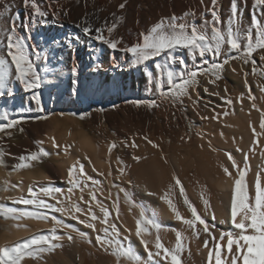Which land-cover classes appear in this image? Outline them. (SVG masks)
Masks as SVG:
<instances>
[{
  "label": "rangeland",
  "instance_id": "rangeland-1",
  "mask_svg": "<svg viewBox=\"0 0 264 264\" xmlns=\"http://www.w3.org/2000/svg\"><path fill=\"white\" fill-rule=\"evenodd\" d=\"M248 1L253 3V0H247L246 4L244 0H240L241 28L246 27V30L251 24L252 16L255 15L258 18V15H261L259 8H254L253 4ZM37 2L43 10L49 11V0H37ZM122 3L125 4L123 9L119 7ZM220 3L221 5L219 4L216 9L218 12L220 11L222 20L224 13H227L228 10L230 12L231 0H221ZM5 4L12 6L11 16L19 13V19L15 22L19 33L21 35L30 34L32 41L40 49L48 52V62L46 64L42 61L38 62V67L41 70L46 67L49 71L46 73L47 82L39 90L42 111L41 107H38L35 101L30 98L32 93L26 92L14 76L11 86L15 90V95L11 98L7 95L0 98V123L7 122L3 115L6 110L9 119L26 118L25 122L18 124L15 129L9 130L11 136L0 133V175L10 179L8 187L0 183V197L5 190L10 195L16 196L17 183L14 182L16 175H21L22 178L26 177L23 178L24 196L29 198L28 188L31 182L29 184L28 181L29 176L33 175L36 180H33L35 183L32 181L33 185L31 186L38 196L48 200L49 204L57 207L55 199L42 196L43 194L39 192L41 187L60 188L64 192L62 195L66 194L70 197L76 195L75 198L78 199L80 194V197L83 196V200L79 199L74 204L78 203L86 211L91 205L92 211L98 214V210H96L98 204L91 200V194L94 193L101 201L103 194L108 196L111 190L104 183L103 175L97 171V173L94 172L96 169L94 170L93 165L89 164L88 160L78 152L77 140L89 138L99 149L100 157L108 163L113 179L118 180L122 177L123 189L128 188L127 192L132 195L136 203L145 208L148 215L155 214L157 221L163 226L159 234L165 246L174 248L176 232L179 231L182 234L184 251L181 254V259L183 264H192L190 258L195 257L199 249H206L203 246L206 236L202 231V226L198 225L200 235L197 238L193 230L178 220L170 209L172 219H167L169 218L168 212L166 213L167 210H163L164 208L160 205V200H163L161 197L165 193L168 194V198L173 201L183 217L191 218V213L186 209L183 197L179 194V188L175 186L174 176L180 179L187 198L196 207L198 213L207 219L210 230L217 237L221 231L233 230L230 223H221L225 219L229 220L230 215L227 214L226 218H220L214 206L220 200V185L224 181L226 184L231 182L234 187L236 169L232 168V162L228 160L226 153H231L240 167H244V164L237 148L243 150L245 148L249 151L254 147V151H249L250 158H254L255 154L264 153V129L260 128L261 112L264 111V92L260 90V86H264V61L260 57L264 55V50L253 53L252 58L256 60L257 67L255 74L252 73L251 62L244 64L243 59L239 58L230 60L220 73L221 79L217 80L215 84L209 83V79L214 77L199 75L196 85L188 89V95L181 97L182 103H173L171 99L159 95L155 84L149 83L144 66L133 65L130 54L123 51L114 52L106 45L88 39L81 29L76 27L85 18L95 27L104 24L105 21L111 24L117 17H122L114 35L123 37L128 44L136 43L139 33L146 31L158 21L156 16L148 13L149 6L145 5V0H59L58 3L51 4V8L60 12V19L54 22L49 15L47 26L32 23L31 11L24 8L22 0H0V12L4 11ZM153 6L157 8V0H153ZM64 11L68 12L67 16L63 15ZM262 16L264 15L262 14ZM211 19L210 15L207 20ZM197 22L198 20L195 23L198 24ZM26 24L30 25V30L25 29L24 25ZM8 27H10V16L5 13L0 17V28L7 29ZM70 34L80 37L79 43L75 40L72 41V47H69L66 41ZM253 36H255L254 33ZM54 40L61 43L54 45L52 43ZM0 41H4V43H0V49H3L6 43L4 32H0ZM176 54L184 58L187 70L210 68L212 62L220 63L226 55V53L222 54L218 58L208 56L209 63L204 64L198 56L189 55L187 50L177 49ZM231 55H238V53L232 52ZM161 59L160 57L156 58V60ZM154 62L148 61L146 65L153 70L155 75L156 70L152 67ZM96 65H100V67L97 71H93L92 69ZM74 66L77 68L75 75L72 73ZM168 67L176 74L185 71L178 63ZM244 73H249L247 82L255 96L254 101L248 98ZM205 88L208 89L207 93L204 91ZM225 88H227V94ZM212 93H216V95ZM225 95L232 99L231 105L222 101L221 97ZM241 96H243L242 101ZM133 101H143L144 103L136 105L132 103ZM149 101H155L157 106H149ZM253 103L260 111L252 107ZM225 112L227 115H224ZM215 114H219L218 119L211 118ZM204 117H208V119ZM253 128L263 138L262 140L258 136L255 137L257 141L259 140L256 145H253ZM70 134L71 136H68ZM248 136L251 139H248ZM144 137L153 141L158 147H152ZM51 138L55 139L59 148L54 147ZM113 142L116 147L109 153V146ZM39 149L46 150L49 155L42 157L39 162L33 161L29 167L18 168V165L22 163L21 156ZM70 157H77L76 161L85 164V174L74 172V179L79 180L81 184L80 187L74 188L71 194L67 191L71 186L67 177L69 169L67 166H70L67 164H69ZM117 157L123 161L122 165ZM133 157L140 159L136 160ZM222 166L229 168L232 177L225 175ZM49 167L54 168L56 174L51 172ZM121 168H123V174L120 172ZM185 173L190 175L188 178L192 184L191 188L182 178V174ZM57 174L59 175L57 176ZM253 176L254 172L252 171L246 178L250 180ZM87 177L92 179H87ZM125 179L126 181L128 179L129 182H126ZM93 180L98 183L93 184ZM143 184L149 185L153 190L151 199H147L143 195ZM125 185L127 186L125 187ZM53 195L62 196L61 193ZM205 200L208 202L207 206L204 203ZM0 205L14 207L7 203L4 204L1 200ZM71 210L75 212L74 208ZM47 212L50 213L49 210ZM68 213L70 216L71 212ZM75 213L77 214V212ZM75 213L74 215H76ZM50 214L49 216H51ZM213 214H215V220L212 219ZM74 215L70 216L65 223L72 225L78 231L57 227L52 223L55 228L57 227L56 232L61 237L60 242L53 241V243L62 246L44 253L42 258L26 257L23 264H57V262L58 264H70V262L80 264L76 259L73 260L69 242L66 241L68 240L66 234L85 232L83 224L74 218ZM164 217L165 219H163ZM7 225L9 223L4 222L3 212L0 211V245H5L4 241L8 240L9 226ZM27 225L25 224V227ZM59 228L63 232L59 231ZM86 229L91 228L87 227ZM148 235L152 242L150 249L155 251V229H151ZM90 238L86 242H81L89 249L87 254L89 264H116V258L110 254L111 249L106 252L96 242L95 236L92 235ZM89 240L91 243L88 242ZM209 247H211V243ZM141 257L143 258V256ZM144 259H147V254L144 255ZM201 259L200 264H206L205 257L201 256ZM62 260L64 262H61ZM121 263L130 264L123 258Z\"/></svg>",
  "mask_w": 264,
  "mask_h": 264
},
{
  "label": "snow or ice",
  "instance_id": "snow-or-ice-1",
  "mask_svg": "<svg viewBox=\"0 0 264 264\" xmlns=\"http://www.w3.org/2000/svg\"><path fill=\"white\" fill-rule=\"evenodd\" d=\"M23 6L26 10L31 11L32 23H39L41 26H47V17L51 15L54 22L59 21L60 12L52 9L51 4L58 3L59 0H49V11L43 10L37 0H22ZM203 3V0H201ZM218 0H212V7L206 10V15L210 13L212 19H205L202 25H197L194 19L195 13L192 11L185 12L183 16H177L173 13L169 17H162L158 22L151 25L146 31L139 33V37L136 43L128 44L121 36H116L114 33L117 30L118 24L122 17H117L115 21L109 24L107 21L100 26H95L87 18H85L76 27L80 28L85 37L90 40L98 41L103 45H106L109 49L115 51H123L130 54L132 58V64L135 66H144V72L149 80V83H154L156 91L161 97L171 99L173 103H182L181 97L188 95V89L192 88L197 83V77L199 75H210L209 83L215 84L217 80L221 79L220 73L223 71L224 66L229 64L230 60L243 59L244 64L251 62L252 73L257 72L256 60L253 59V53L264 50V21L258 19L255 15L251 18V24L247 30L241 28V14L239 11V0H231L230 11L231 15L228 18V23L225 27H221L222 21L220 14L216 9ZM246 3L247 0H244ZM11 5L5 4L4 11L0 12V17L8 13L10 16V27L7 29L0 28V32H4L6 36V43L3 49H0V98L5 95L13 97L15 90L11 86L13 76L24 88L26 92H31V99L35 101L38 107H41V92L39 91L44 83L47 82L46 73L49 71L46 67L42 70L38 67V62H48V52L40 49L29 35H21L16 27V20L19 19V13L15 16H11ZM121 9L125 7L122 3L119 5ZM253 7L259 8L261 13L264 14V0H253ZM64 16L68 15L67 11L63 12ZM115 16V14H113ZM26 30H30V25H24ZM253 29H255V36H253ZM80 42V37L71 35L66 38L69 47H72V41ZM4 43V41H0ZM54 45H59L61 42L54 40ZM177 49L187 50L188 54L196 57L198 56L204 64H208V56L218 58L222 54H225V58L222 62H212L210 68H197L195 70H187V65L182 56L176 54ZM232 52L238 53V55H231ZM162 58L156 60V58ZM260 59L264 61V55H261ZM148 61H155L153 69L156 70L154 75L153 70L149 69L146 65ZM180 64L185 71L176 74L174 70L168 66L173 64ZM116 66V65H114ZM100 65L93 67V71H97ZM14 70V71H13ZM72 73H77V68H72ZM245 85L248 88V98L252 101L255 100V96L252 94L251 87L248 85L247 76L249 73H244ZM261 92H264V86H260ZM204 91L207 93L208 89ZM227 94V88H225ZM216 95V93H212ZM225 104L231 105L232 99L227 95L221 97ZM241 101L243 96L240 97ZM136 105L144 103L143 101H133ZM149 106L155 107V101H149ZM253 108H256L255 103L252 104ZM257 111L260 109L256 108ZM42 111V107H41ZM214 111V110H213ZM4 120L6 123H0V133H5L11 136L9 130L15 129L18 124L26 121V118L20 117L19 119H9L7 110L4 112ZM227 115V112L224 113ZM219 114H215L212 119H218ZM83 118V116H81ZM208 119V117H204ZM40 119V117H37ZM260 128L264 129V111L261 112ZM22 131V129H21ZM254 140L253 145H256L258 141L255 139L259 135L256 129H252ZM53 140L54 147L60 146ZM147 143L152 147H158L153 141L144 137ZM136 146V145H133ZM116 147L113 142L109 146V153ZM237 151H242L237 148ZM250 152L254 151V147L249 149ZM49 153L46 150L39 149L37 151L29 152L27 155L21 156V164L18 168H25L31 166L33 161L39 162L42 157L48 156ZM228 160L232 162V168L236 169V178L234 179V187L231 192L229 220L221 221V223H230L233 230L221 231L217 237L209 227V223L206 218L201 216L196 207L187 198L184 187L180 179L176 176L173 177L175 186L179 188V194L183 197V203L191 213V218L183 217L178 211L176 205L171 199L168 198V194L165 193L161 199L165 201L169 209L175 214L176 218L183 224L187 225L193 230L194 235L199 238L200 230L198 225L202 226V231L206 238L203 241L204 248L208 249L207 252V264H264V168L255 172L254 176L250 180H246L251 168L249 167V153H243L244 167H240L231 153H226ZM264 156V153H262ZM84 159H88L87 156ZM133 159L139 160V157H133ZM117 160L122 164L120 158ZM89 164L91 161H88ZM223 167L225 175L232 177V172L228 167ZM95 170V169H94ZM74 172L79 174H85V164L77 161L72 167L68 169L67 177L68 183L71 185L68 188V193L71 194L74 188L80 187V181L74 179ZM123 174V168L120 169ZM87 179H92L87 177ZM98 183L93 180V184ZM85 187L87 185H84ZM119 187L118 185H114ZM15 187V186H14ZM172 186L170 185V188ZM120 191L124 192V197L127 202L133 207H138L139 219L136 220L135 235L140 238V243L144 247L147 253V259L142 258L136 253L130 242L125 244V239L121 238L120 229L115 223L109 224L108 218L111 215L109 209L100 205V211L103 213V224L107 225L103 228V235L99 232L96 235V242L104 248L106 252L111 249L110 254L116 258V264H121L122 258L130 264H183L181 254L184 251L182 234L176 232V243L174 248L166 247L160 237V230L163 227L156 219L155 214L148 215L145 208L142 205L137 204L131 197V194L126 190L120 188ZM83 191V188H81ZM40 193L55 199L54 193L63 194V190L60 188L46 186L39 189ZM29 198H21L15 203L23 204L25 206H32L30 210L25 208H14L0 205V211L5 214V218H11L13 220H20L22 218H39L43 220L51 219L55 225L63 228H69L73 231H78L72 225H67L63 220L58 219L55 215L49 216L47 211L54 212L68 211L66 208L56 207L49 204L46 200L39 198L37 192L32 186L28 188ZM83 200V196L80 197ZM119 194H117V201ZM91 200L96 201L99 205L100 202L94 193L91 194ZM207 206V200L204 201ZM57 204H63V201L57 200ZM72 207L77 213H83L84 210L78 205L73 204ZM119 208L117 204V215ZM89 219L96 221L100 219L95 212L92 211L91 205L88 209ZM79 220V217H74ZM212 219L215 220V214ZM81 223H86L80 220ZM20 225H17L19 227ZM88 228L96 231V225L91 222H87ZM214 227V225H213ZM155 229L156 237L154 241L155 251L149 248V241L143 238L144 234H150V230ZM82 238H86L87 234L79 232ZM61 237L56 233V228L53 227L50 233L47 235H33L30 238H26L17 241L11 245H0V264H23L26 257L32 259L42 258L44 253L53 251L56 247H61L53 241H59ZM68 239L71 240L72 236L69 235ZM91 243V241H88ZM211 243V247L209 244ZM190 254V252H189Z\"/></svg>",
  "mask_w": 264,
  "mask_h": 264
},
{
  "label": "bare ground",
  "instance_id": "bare-ground-1",
  "mask_svg": "<svg viewBox=\"0 0 264 264\" xmlns=\"http://www.w3.org/2000/svg\"><path fill=\"white\" fill-rule=\"evenodd\" d=\"M183 3H182V2ZM243 1V0H242ZM146 4L145 5H148L149 7L147 8V11L149 14L153 15V16H156V18H158V21L162 18V17H169L171 16L173 13H175L177 16H181L185 11H192L195 13V16L194 17H189V19H194V20H198V24L197 25H202L204 20L205 19H209L210 17V13H207L206 15H203L202 16V13H206V10L207 9H210L212 7V0H203V3L201 2V0H157V8H155L153 6V0H145ZM221 0H218L217 4H216V8H218L219 4L221 5ZM248 2H251V1H248ZM252 3V2H251ZM185 4V5H184ZM246 4V3H245ZM243 3V5H245ZM253 4V3H252ZM241 2L239 0V11L241 12ZM220 10V9H219ZM260 10V9H259ZM259 13H261V11H259ZM219 14L221 15L220 11H219ZM231 15V11L227 13H224V17L223 19L221 20L222 21V24H221V27H225L228 23V18L229 16ZM264 15V14H263ZM201 18V19H199ZM258 19H261L262 21H264V16H262V13L261 15H258ZM157 21V22H158ZM195 21V22H196ZM201 21V22H199ZM246 27L242 28V30H246L245 29ZM254 34L255 33V30L253 31ZM113 57V56H111ZM114 64V63H113ZM127 66V65H126ZM60 122V121H59ZM57 128V127H55ZM60 128V127H58ZM52 132V131H51ZM54 132V131H53ZM69 133V132H67ZM60 134V133H59ZM56 135V134H55ZM54 135V136H55ZM57 136V135H56ZM62 136V135H61ZM68 136H71L68 135ZM247 137V135H245ZM249 137V136H248ZM258 138L262 139V136H260V134L258 135ZM248 139H251L250 137ZM72 140V139H71ZM76 140V139H75ZM251 141V140H250ZM259 141V140H258ZM251 143V142H250ZM249 143V144H250ZM74 144V143H73ZM76 145V144H75ZM248 146V145H247ZM75 147V146H74ZM77 149H78V152L83 156H87L88 157V161L90 160L91 161V165H93V168L96 169L94 172H99V174L101 173L103 175V181L106 185L109 186V189L111 190V193L107 196H105V194H103V198L97 200L100 202V204L98 205V214H96L100 219L96 220V221H91L89 219V214H88V210H84V214L83 216H80L79 214L82 215V213H75V212H72L71 208L72 205L78 201L80 199V194L78 195L79 196V199L78 198H75L77 197L75 195V197H70V196H66L65 195H62V196H59V195H54L55 196V204L57 205V207H62V208H66L68 209V211H64V212H57L54 214V211H51L49 210V213L50 215H55L56 217H58V219H61L63 220V222L65 223L66 220L69 219L70 216L74 215V213L76 215H74V217H79V220H83L85 221L86 223L87 222H91V223H94L96 225V231H93V229H86L87 226H86V223H81L83 224L82 227L85 228V232L87 234V237L86 238H82L80 235H79V232H75L76 234H66L67 236L71 235L72 236V239L68 241V245H69V248H70V252H72L73 254V260L76 259V261H78L80 264H89L88 262V259H87V254L89 252V249L85 246V245H82L81 242L83 241H87L88 238H90V236H95L96 238V235L97 233L99 232L101 235H103V228L106 227L107 225L103 224L101 221L103 220V213L100 211V205H102L103 207L109 209L111 215L109 216L108 218V222L109 224L111 223H115L118 228L120 229V234H121V238L124 239V238H127L125 239V244L129 243L131 244V247L132 249L138 253L139 255L143 256L144 258V255H146V251L144 249V247L141 245L140 243V238H138L136 235H135V231H136V220L139 219V211L140 209L138 207H133L132 205H130L127 200L125 199L124 197V192L120 191L119 189L122 188L123 189V183H122V177L118 178V180H114L113 179V176L111 175V171L109 169V166H108V163L102 158L100 157L101 153H99V149L96 147V145H94V143L89 139V138H79V140H77V145H76ZM251 147V146H250ZM52 148V147H51ZM241 148V147H240ZM247 148V147H246ZM242 151H237L239 155H241V161L243 163V153L247 152L249 153L248 149H245L244 150L241 148ZM52 151H55V149H52ZM262 153V152H261ZM256 155V156H255ZM254 155V158H250L251 155H249V160H248V164H249V167L251 168V171L250 172H257L259 171L260 169L264 168V156H262V154L258 155V154H255ZM70 156V155H68ZM80 157V156H79ZM77 158V157H76ZM76 158H69L68 159V163L67 165H70V166H67V167H72L74 164H76ZM66 163V162H65ZM117 165V164H116ZM119 165V164H118ZM122 165V164H121ZM119 167V166H118ZM49 169L51 170V172H54V168L52 167H49ZM126 170V169H125ZM119 171V170H118ZM194 171V170H192ZM96 172V173H97ZM182 172V171H181ZM55 173V172H54ZM128 173V172H127ZM56 174V173H55ZM59 174H57L58 176ZM128 175V174H127ZM17 177L15 178V182L14 183H17L16 185V190H15V193H16V196H12L10 195L9 193H7V191L5 190V192L3 193V195L0 197V200L5 204H10L12 206H14V208H25V207H28L29 209L32 208V206H25L23 204H18V203H15V201L21 199V198H26L24 196V179L23 178H26V177H21V175H16ZM56 176V175H55ZM188 176L190 175H187L186 173L185 174H182V178L188 183L189 185V188H191L192 184L190 182V179L188 178ZM115 177V176H114ZM223 177V176H221ZM59 178V177H58ZM117 179V178H116ZM130 179V178H128ZM125 179L126 182H129V180ZM247 179V178H246ZM33 180H36L35 177H33V175L29 176V182H31V185L32 184V181ZM226 180V179H225ZM248 180V179H247ZM124 181V180H123ZM26 182V181H25ZM37 182V181H36ZM52 182V181H51ZM88 182V181H87ZM0 183L6 187H8L7 185L10 184V179L7 178V177H4L2 174L0 175ZM12 183V182H11ZM33 183H35L33 181ZM229 183V182H228ZM30 184V183H29ZM38 184V183H37ZM81 184V183H80ZM90 184V183H89ZM14 185V184H13ZM26 185V184H25ZM29 185V186H31ZM114 185H118L119 187H115ZM82 186V185H81ZM127 185H125L126 187ZM162 186V185H161ZM233 188V185L232 183L230 182L229 184H226L225 181L224 183H222L220 185V190H221V195H220V200L216 203V207L214 206V209L216 211V213L218 214V216L220 218H226L227 214H229V209H230V199H231V190ZM194 189V188H193ZM126 191H128V188L126 189ZM152 191V192H151ZM64 193V192H63ZM142 193L143 195L147 198V199H151L152 197V194L153 193V190L150 188L149 185L147 184H143L142 185ZM191 193V192H190ZM43 194V193H42ZM117 194H119V199L117 201ZM42 196H46V195H42ZM73 196V195H72ZM48 198V196H46ZM132 197V195H131ZM40 198V197H39ZM42 198V197H41ZM100 198V196H99ZM219 198V197H218ZM45 199V198H44ZM133 199V197H132ZM57 200H60V201H63V204H57ZM75 200V201H74ZM134 200V199H133ZM212 200V199H211ZM50 201V200H49ZM214 201V200H212ZM48 202V200H47ZM51 202V201H50ZM53 202V201H52ZM80 202V201H79ZM49 203V202H48ZM97 203V202H96ZM214 203V202H212ZM78 204V203H76ZM117 204H118V208H119V213L117 215ZM138 204V203H137ZM182 204V203H181ZM200 204V203H198ZM52 205V204H51ZM160 205L164 208L163 210H167L166 213L168 212V217L167 218L168 220L169 219H172V216L170 214V210H169V207L168 205L165 203V201L163 200H160ZM201 207V206H200ZM203 207V206H202ZM86 208V207H85ZM179 208V207H178ZM187 209V208H186ZM31 210V209H30ZM181 210V209H180ZM199 210V209H198ZM201 210V209H200ZM45 211V210H44ZM48 211V210H46ZM95 211V210H94ZM206 211V210H205ZM68 212H71L70 216H69V213ZM184 213V212H183ZM4 215V222H7L9 223V229L7 227V231H8V237L7 239L8 240H5L4 243L5 244H8V245H11L17 241H20V240H23V239H26V238H30L32 237L33 235H47L50 233V230L54 227L53 224L54 222L51 220H43V219H39V218H22L20 220H13L11 218H5V214L3 213ZM162 219V218H161ZM165 219V217L163 218ZM228 219V218H227ZM71 220V218H70ZM74 220V219H73ZM226 220V219H225ZM175 221V220H174ZM224 221V220H223ZM67 222V221H66ZM77 222V221H76ZM173 222V221H172ZM176 222V221H175ZM178 222V221H177ZM53 223V224H52ZM79 223V222H78ZM162 223V222H161ZM25 224H28L27 227H25ZM67 224V223H65ZM75 224V223H74ZM80 224V223H79ZM17 225H20L19 227H17ZM55 225V224H54ZM180 225V224H178ZM30 226V227H28ZM57 226V225H55ZM57 227H61V226H57ZM56 227V228H57ZM76 227V226H75ZM169 227V226H168ZM60 229V228H59ZM62 229H60L59 231H61ZM83 230V229H82ZM63 232V231H61ZM152 232V231H151ZM166 232V231H165ZM57 233V232H56ZM70 233V232H69ZM59 236L60 234L57 233ZM10 237V239H9ZM143 238L147 241H149V248L151 247V241H150V238H149V235L146 233L143 235ZM93 239V238H92ZM201 239V238H200ZM61 240H59L58 242H60ZM164 241V240H163ZM67 245V243H66ZM193 245V244H192ZM193 247H195L193 245ZM68 248V249H69ZM104 249V248H103ZM196 250V249H194ZM198 254L195 256V257H191L190 258V262H192V264H200L202 262V259H201V256L202 257H205V262L207 264V252H208V249H199V251H197ZM90 258V256H89ZM67 259V258H66ZM201 259V260H200ZM72 260V261H73ZM69 261V260H68ZM67 261V262H68ZM61 262H64V260H62ZM66 262V261H65ZM66 262V263H67ZM70 262V261H69ZM169 263V262H168ZM189 263V262H188ZM58 264V262H57ZM62 264V263H61ZM70 264H75L74 262ZM122 264V263H121ZM213 264H214V261H213Z\"/></svg>",
  "mask_w": 264,
  "mask_h": 264
}]
</instances>
